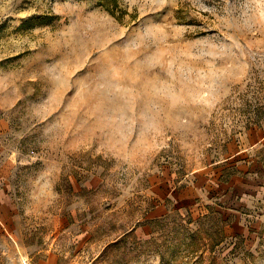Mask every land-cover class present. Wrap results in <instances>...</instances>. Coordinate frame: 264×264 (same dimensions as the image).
<instances>
[{"label": "rangeland", "instance_id": "1", "mask_svg": "<svg viewBox=\"0 0 264 264\" xmlns=\"http://www.w3.org/2000/svg\"><path fill=\"white\" fill-rule=\"evenodd\" d=\"M0 264H264V0H0Z\"/></svg>", "mask_w": 264, "mask_h": 264}]
</instances>
